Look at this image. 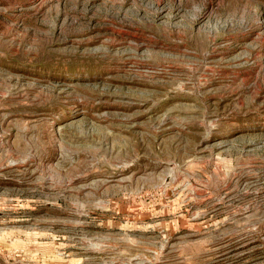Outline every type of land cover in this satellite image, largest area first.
<instances>
[{"label": "rangeland", "instance_id": "1", "mask_svg": "<svg viewBox=\"0 0 264 264\" xmlns=\"http://www.w3.org/2000/svg\"><path fill=\"white\" fill-rule=\"evenodd\" d=\"M0 264H264V0H0Z\"/></svg>", "mask_w": 264, "mask_h": 264}]
</instances>
